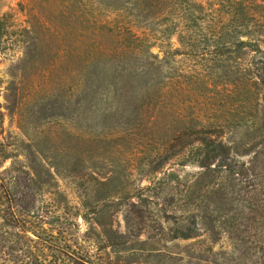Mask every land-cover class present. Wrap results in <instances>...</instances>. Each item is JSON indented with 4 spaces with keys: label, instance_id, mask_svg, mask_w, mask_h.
Listing matches in <instances>:
<instances>
[{
    "label": "rangeland",
    "instance_id": "1",
    "mask_svg": "<svg viewBox=\"0 0 264 264\" xmlns=\"http://www.w3.org/2000/svg\"><path fill=\"white\" fill-rule=\"evenodd\" d=\"M201 10L209 31L227 27L224 38L183 37L182 24L191 23L183 14ZM4 14L14 27L0 53L8 152L0 170L32 174L40 219L68 238L61 242L68 252L38 249L41 261L199 264L188 252L209 247L199 244L208 235L172 238L192 209L187 189L202 172L183 165L193 148L183 142L194 126L221 122L239 161L261 150L264 133L248 128V71L264 56V0H0ZM92 15L115 33L125 27L150 36L135 40L133 58L107 61L96 52L77 95V45L92 50L123 39L97 34ZM257 115L264 122V103ZM207 215L217 213L210 207ZM213 239L212 264L247 246L220 227Z\"/></svg>",
    "mask_w": 264,
    "mask_h": 264
},
{
    "label": "trees",
    "instance_id": "2",
    "mask_svg": "<svg viewBox=\"0 0 264 264\" xmlns=\"http://www.w3.org/2000/svg\"><path fill=\"white\" fill-rule=\"evenodd\" d=\"M159 1L172 2V0ZM10 17L11 15L8 14L0 16V53L7 49L10 35L13 33L14 26ZM182 17L183 21L191 22L182 24L183 37L187 39L197 38L200 35L209 36L211 33L217 40L226 36L227 27L224 24L215 30H208L204 24L203 10L192 12L188 16L183 14ZM91 23L94 30L98 28L97 34L105 30L123 39L120 45L109 46L97 43L95 38L91 46L95 43L97 46L92 47V50L86 48L84 43L80 42L77 45L79 49L73 52L75 57L73 58L79 65L81 82L76 90L73 89L77 95L80 93L78 88L83 83L86 62L89 59L93 60L96 52L107 61H112L117 56L133 58L135 40L145 42L143 39L147 41L150 36L149 32L143 31L139 35L137 31L125 27L115 33V29L109 27L107 22L100 23L93 15ZM227 34L232 35V32ZM63 57V54L58 56L59 60ZM248 76L250 94L248 107L254 112L250 114L254 119L249 122L248 128H255L259 132L258 135H263L264 122H261L257 113L264 103V56L251 62ZM1 108L0 102V165L8 156L7 144L1 138L3 134ZM195 127L199 129L189 131L188 137L183 142L186 148L193 146L189 158L183 160V165L195 164L202 172L187 189V204L192 209L184 210L181 234L180 236L175 234L172 238L183 237V240H191L203 234L208 235V238L199 244L203 245L206 241L209 247H200L198 251H189L188 254L191 257H198L199 264L203 262L212 264L209 259L212 252L210 243L214 242L215 229L220 227L242 246L247 245L245 248L239 247L238 256L220 264H264V141L261 150L255 153L248 163L241 162L237 158L239 151L236 146L225 139V126L221 122ZM192 135L195 136L189 138ZM195 144L196 150H194ZM38 184L29 172L11 168L0 170V206H5L0 208V222H2L0 264H45L41 261L40 253L37 252L40 248L68 252L61 244L68 238L59 236L54 229L46 226V224L52 226L53 222L40 219L37 213L36 204L40 191ZM210 207L217 213L213 218L207 215ZM48 264L54 263L50 261Z\"/></svg>",
    "mask_w": 264,
    "mask_h": 264
}]
</instances>
